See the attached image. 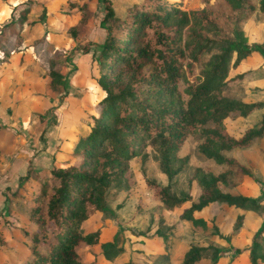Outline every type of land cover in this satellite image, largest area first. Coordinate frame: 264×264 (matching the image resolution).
<instances>
[{"label":"trees","instance_id":"trees-1","mask_svg":"<svg viewBox=\"0 0 264 264\" xmlns=\"http://www.w3.org/2000/svg\"><path fill=\"white\" fill-rule=\"evenodd\" d=\"M100 1L99 26L104 32L100 42L85 39L65 51L53 37L43 34L54 48L47 57L50 84L63 78L54 65L87 53L92 46L90 60L98 72L95 84L102 92L92 101L86 112L88 123L75 133L63 157L54 159L46 171L28 168L15 189L4 192L8 199H22L24 206V218L12 213L10 204L0 214V229L19 227L26 239L27 253L19 264H95L82 261L76 245L98 241L99 229H85L86 221L108 209V186L126 175L128 160L140 154L147 139L156 141L163 172L170 179L185 164L186 156L177 151L190 133L201 136L197 151L217 163H232L224 150L245 147L264 134V112L238 136L230 134L224 124L225 119L260 109L264 98L243 101L221 92L230 68L252 53L264 61V40L245 42L239 27V21L254 10L264 13V0H200L204 6L188 9L172 0H139L126 7L123 15L114 13L110 0ZM34 4L35 0L28 1L16 16L0 24V71L12 61L16 66L25 62L33 41L23 44L21 31ZM55 5L59 13L55 20L59 24L69 18L65 32L73 40L87 21V0H57ZM222 176L195 167L191 178L197 190L180 196L152 178L143 177L142 182L153 201L167 207L186 203L178 218L204 227L205 219L198 213L209 205L257 210L263 203L264 198L222 190L218 184ZM30 183V193L25 195ZM213 231L227 246L214 245L208 259L202 254L207 245L191 244L174 264H217L227 249H231L230 260L245 255L250 264L264 262V217L244 246L232 244L214 225ZM160 235L165 239L163 231ZM4 243L0 236V245ZM101 247L105 259L121 250L114 240Z\"/></svg>","mask_w":264,"mask_h":264},{"label":"rangeland","instance_id":"rangeland-1","mask_svg":"<svg viewBox=\"0 0 264 264\" xmlns=\"http://www.w3.org/2000/svg\"><path fill=\"white\" fill-rule=\"evenodd\" d=\"M28 1L32 0L22 1L24 6ZM48 1L35 0V4L39 6L31 15L32 21L25 30V37H28L26 42L33 41V46L27 49L23 65L8 71V74L3 72L4 69L0 71V94L3 98V101L0 99V156L3 160L7 156L13 158L17 153L23 154L21 147L41 140L46 127L54 136V141L57 130L58 134L67 136L84 128L89 120L86 112H89L92 101L102 92L95 84L98 72L95 62L90 60L92 46L89 52L81 54L80 58L72 57L71 59L75 58L74 61L69 59L63 64L54 65L63 78L56 84H50L48 81L47 57L54 48L51 39L48 43L46 35L43 36V21L50 23V26L56 23V15L52 16V20L46 14ZM110 1L114 13L123 15L126 7L139 0ZM172 1L185 9L198 8L205 4L200 0ZM87 4L90 10L87 21L73 40L65 32L71 23L67 17L59 19L54 31L48 29L50 33L58 35L57 39L62 43L59 45L61 49L67 51L75 43L85 39L95 42L102 40L104 32L99 26L103 13L102 2L87 0ZM218 21L225 27L220 17ZM38 26H42V30H36ZM239 27L245 42L264 40V13L254 10L248 17L239 21ZM211 35L214 34L211 32ZM5 92L7 95H4ZM221 92L227 97L243 101L263 99L262 57L252 53L234 68H230ZM7 96H10V100ZM11 96L15 97L14 103L10 102ZM261 112H264V106L245 117L225 119V128L230 134L238 136L259 119ZM12 135L16 137L15 141L11 139ZM200 139L201 136L195 133L186 136L177 151L179 156H186L185 164L170 179L163 172L156 141L151 138L145 141L140 154L128 160L126 175L108 186L105 192L108 209L98 211L87 219L85 229L92 231L98 228L99 237L94 244L80 242L76 245V252L82 261H93L95 264H174L182 256L183 250L191 244L207 245L202 254L209 259L214 245L227 246L226 242L214 233L213 225L215 230L226 236L232 244H248L251 233L264 217V200L257 210L231 205H209L198 213L206 222V225L201 227L178 218L186 203L167 207L153 201L143 185L142 178L148 177L161 185L167 184L168 191L176 196L186 192L193 194L197 188L191 173L195 167H201L214 174L223 175L218 184L224 191L264 198V134L254 138L245 147L224 150L223 154L232 163H217L204 157L197 151ZM13 142L17 147H12ZM248 173L255 180L251 179ZM162 231L166 235L165 239L160 235ZM111 240H114L115 246L121 250L110 259H105L101 254V244ZM230 252L231 249L225 250L217 264H250L245 255L230 260ZM258 264L264 262L260 261Z\"/></svg>","mask_w":264,"mask_h":264},{"label":"crops","instance_id":"crops-1","mask_svg":"<svg viewBox=\"0 0 264 264\" xmlns=\"http://www.w3.org/2000/svg\"><path fill=\"white\" fill-rule=\"evenodd\" d=\"M57 0H49L46 4L47 10L46 14L51 17L57 15L58 10L56 9L58 6L55 5ZM35 5L31 8V11H29L26 19V23L23 24L21 34L23 36L22 43H27L26 40L28 37H25V30L27 29L29 23L32 21L33 13L36 11ZM23 3H18L17 0H11L10 2H5L0 0V24L6 22L9 20L10 16H16L18 14V11L21 7H23ZM45 14V15H46ZM30 15V16H29ZM47 16V17H48ZM50 19V18H49ZM44 22V30L46 35H49L50 37H53V40L55 41L56 45H61L62 43L59 42L57 39L58 35H54L53 32H49L48 29H51L50 31H54L56 27L58 26V21L56 20V23H53L54 25L50 26V23ZM34 23V22H33ZM36 30H42V26H38ZM40 35V34H38ZM81 54H87V53H77L73 57L80 58ZM71 59V61H74V59ZM18 66H16L15 62L12 61L8 63L7 66L3 67V72L8 74V71L12 69H16ZM5 76V74H4ZM9 80V79H8ZM7 81V80H6ZM10 81V80H9ZM11 82V81H10ZM12 83V82H11ZM12 86V84H11ZM12 89V87H11ZM10 90V86H9ZM7 92L4 93V95ZM12 97V101L15 102V97ZM0 99L3 101L2 95L0 94ZM7 99L10 100V96H7ZM47 129V127H46ZM45 129V133L42 135L41 140H37L32 144H28V146L21 147L23 150V154H16L13 158H8V156L5 158V160L2 159L0 156V213L2 214L5 211V208L10 204L12 207L11 210L12 213L20 214L22 218L24 216L22 214L23 211V202L22 199H19L17 197H11V199L6 198L5 193L6 188H9L10 190L15 189L17 185V181L19 176H22L25 174L26 170L28 168H34V169H40V170H47L51 167L53 160H59L63 157L64 152L67 150L68 147H70L71 143L74 141V135L75 132L69 135H61L58 134V130L55 133L56 141H54V136H52L48 129ZM76 131V130H75ZM79 132L77 130L76 134ZM13 141H15L16 137L12 135ZM13 148L17 147L16 143L13 142ZM44 171V172H45ZM28 188V189H27ZM31 183L26 186V190L24 191L25 195H28L30 193ZM0 236L5 241L3 245H0V264H19L20 261L23 259L25 254L27 253L26 248V239L22 236L20 228H2L0 229Z\"/></svg>","mask_w":264,"mask_h":264}]
</instances>
